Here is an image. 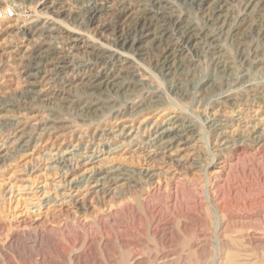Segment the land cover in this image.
I'll list each match as a JSON object with an SVG mask.
<instances>
[{
  "label": "rangeland",
  "instance_id": "1",
  "mask_svg": "<svg viewBox=\"0 0 264 264\" xmlns=\"http://www.w3.org/2000/svg\"><path fill=\"white\" fill-rule=\"evenodd\" d=\"M165 1L0 0V264H264V0Z\"/></svg>",
  "mask_w": 264,
  "mask_h": 264
},
{
  "label": "bare ground",
  "instance_id": "2",
  "mask_svg": "<svg viewBox=\"0 0 264 264\" xmlns=\"http://www.w3.org/2000/svg\"><path fill=\"white\" fill-rule=\"evenodd\" d=\"M182 1L186 3L199 5L201 9H209L208 10L209 20L219 19L220 11L223 10L227 6V2H228V0H182ZM149 6L150 7H145L140 12H138L136 16L133 18L131 24L127 28H124L121 31L117 32L116 37L114 39L115 48H116L117 43H121L123 46L128 45V44H130L131 46H134L139 40H141L143 36L147 34L148 28L153 24L155 19H157L158 21L170 22V24L175 27L177 23V19H175L172 16L171 17L165 16V12L168 9L167 2L165 0H149ZM7 10L8 9L1 12V17L7 16V12H8ZM100 10L101 8L97 4L90 6L89 7L90 19L94 18L99 13ZM125 14H126V9H122L115 17L114 22L120 21L125 16ZM157 32H159L162 36L163 32H165V29L163 30V27H160ZM177 35H178V41L176 43L174 44L167 43L164 45H160L159 43V45L157 46V54L153 57L152 62H153V68H155L153 69V72H154L153 75L157 77L158 79H160L159 78L160 73L164 71H167V72L171 71V67L174 65L172 61H173V57L175 56V52L184 50L185 47L190 46V44L196 39V37H198V33L196 32L195 28H192L191 26L186 27V28H179ZM161 36L160 37L157 36V37L161 38ZM214 42H215L214 39H210L208 41L209 43L208 46H210V48H214L215 46ZM208 51L209 50H207V52ZM120 52L122 51H119V49H115V51H113L112 54L110 55L95 54L91 59H89L87 63L93 62V63L107 64L112 59H116V58L118 59L124 54ZM129 57H131V55H129ZM130 62H133V60L131 59ZM115 79H116L115 77L109 78V79H106L107 81H100L99 83H95L92 86L99 87L100 85H103L106 88L113 90V89L118 88L117 87L118 82H116Z\"/></svg>",
  "mask_w": 264,
  "mask_h": 264
},
{
  "label": "built area",
  "instance_id": "3",
  "mask_svg": "<svg viewBox=\"0 0 264 264\" xmlns=\"http://www.w3.org/2000/svg\"><path fill=\"white\" fill-rule=\"evenodd\" d=\"M10 11V10H9ZM0 16H1V13H0Z\"/></svg>",
  "mask_w": 264,
  "mask_h": 264
}]
</instances>
